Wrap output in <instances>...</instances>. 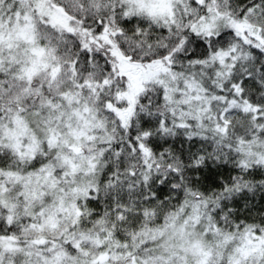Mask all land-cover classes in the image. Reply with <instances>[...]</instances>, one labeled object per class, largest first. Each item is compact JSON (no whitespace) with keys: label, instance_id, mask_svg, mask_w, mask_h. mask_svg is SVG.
<instances>
[{"label":"snow or ice","instance_id":"obj_1","mask_svg":"<svg viewBox=\"0 0 264 264\" xmlns=\"http://www.w3.org/2000/svg\"><path fill=\"white\" fill-rule=\"evenodd\" d=\"M0 264H264V0H0Z\"/></svg>","mask_w":264,"mask_h":264}]
</instances>
